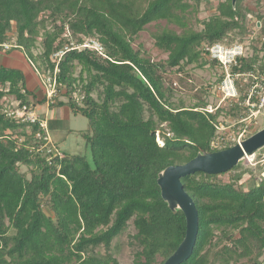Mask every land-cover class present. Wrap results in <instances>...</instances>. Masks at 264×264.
I'll return each instance as SVG.
<instances>
[{"label": "trees", "instance_id": "trees-1", "mask_svg": "<svg viewBox=\"0 0 264 264\" xmlns=\"http://www.w3.org/2000/svg\"><path fill=\"white\" fill-rule=\"evenodd\" d=\"M198 1L0 0V51L24 52L40 81L42 74L52 76L57 65L58 95L49 107L64 106L87 119L81 135L91 152L90 160L58 153L44 115L38 116L46 128L8 115L1 102L6 96L34 111L46 98L37 100L22 69L0 64V264H124L111 245L130 222L135 249L130 264H156L158 259L162 264L175 251L184 237L185 217L163 200L158 174L202 150L236 142L224 144L230 133L217 132L222 108L208 112L203 100L176 106L163 73L215 64L206 57V45L225 43L230 35L242 40L255 27L254 38L263 40L264 51L263 13L251 25L247 13L252 10L242 0L234 5L218 0L200 21L202 28L194 30L187 22ZM158 20L182 32L163 28L154 35L155 46L167 53L155 61L132 42ZM88 38L98 41L103 55L75 47ZM38 42L41 50L34 53ZM62 49L56 62L51 56ZM262 57L258 63V54L240 56L230 71L258 75L264 86ZM62 88L65 100L59 99ZM257 91L240 97L248 95L257 105ZM233 104L229 110L236 115L242 108ZM217 141L225 146L214 147ZM253 166L260 173L251 183V175L243 176L254 168L242 161L224 172L181 177L198 211V233L190 256L180 264H264V174L259 163ZM226 173L228 181L219 177Z\"/></svg>", "mask_w": 264, "mask_h": 264}, {"label": "rangeland", "instance_id": "rangeland-1", "mask_svg": "<svg viewBox=\"0 0 264 264\" xmlns=\"http://www.w3.org/2000/svg\"><path fill=\"white\" fill-rule=\"evenodd\" d=\"M191 3L193 1H190ZM218 0H199L196 8L188 16V27L194 30H200L202 28L201 20L207 18V16L215 10V6ZM242 5L246 8L252 10V12L247 13L249 24L255 20V15L257 13L264 14V0H242ZM252 20V21H251ZM163 28L174 30L178 33L182 32V29L175 25L169 24L165 20H158L147 24L142 31L139 32L138 36L133 40L132 47L138 50L142 56L149 58L150 60H164L167 58V53L159 50L154 42V35L160 32ZM257 33V27H255L253 33L246 35L239 40V36H228L225 38V44H241L244 48L245 56H251L252 54H258V63L263 60L262 41H257L254 36ZM263 39V38H262ZM86 40H96L95 38H88ZM254 47L257 49L255 50ZM41 50V46L38 42V47L33 50L34 53H38ZM3 54V55H2ZM209 61L212 59L206 56ZM0 64L8 66H22L27 67L33 65L29 63L28 56L20 51L16 50L11 54L4 55L0 51ZM35 71V69L33 68ZM36 72V71H35ZM79 72V68H76V74ZM222 79L217 81L219 76ZM164 85L170 89V99L176 106L190 107L200 101H205L207 105L205 108L207 110H216L219 107L222 110L217 118V132L220 134L230 133V136H235L238 134L239 130L245 129L243 136H250L254 132L260 130L264 126V106L258 108L256 102L250 101L247 95L244 99L245 93L251 95V92H256L259 99L264 96V86L260 83L261 77L256 75L252 77L250 74H239L233 73L232 75L226 74L223 71V67L215 62V64L208 63L203 67H197L195 64L184 65L182 69H177V67L167 70L163 73ZM233 82L235 88V96L230 100L227 97V92H230L229 81ZM239 86V88H238ZM231 87V86H230ZM64 88H62L59 99L65 100L63 96ZM4 108L13 107L17 101L13 96H6L1 99ZM237 103L239 108H242L240 112L236 115L230 113V107ZM258 104V103H257ZM36 114H43L46 108L43 104L37 103L35 108ZM52 109L50 114L47 112V117L50 116L52 120L51 126L47 128L48 137L55 143L56 150L58 153H71L85 155V157L90 160L91 152L88 145L81 135V132L85 131L87 128V119L81 114H73L66 111L64 108ZM228 110V111H227ZM52 113V115H51ZM38 114V115H39ZM49 114V115H48ZM246 138V137H245ZM155 139L158 143L161 142V136L156 135ZM258 157L264 156L260 151L256 153ZM248 164V168H251V164ZM250 166V167H249ZM253 170L248 171L249 173L244 174L243 180L249 178L248 183H251L254 176H259V170L252 165ZM21 170L25 171L26 167L21 166ZM261 171V168H260ZM220 175L224 181H228V175ZM134 233V228L131 222L128 224L127 228L123 230L117 237L114 238L111 245V252L117 258L120 263L130 264L133 259L134 246L130 244L129 235ZM98 252L104 253L102 247L97 248ZM160 259L157 260V263Z\"/></svg>", "mask_w": 264, "mask_h": 264}, {"label": "water", "instance_id": "water-1", "mask_svg": "<svg viewBox=\"0 0 264 264\" xmlns=\"http://www.w3.org/2000/svg\"><path fill=\"white\" fill-rule=\"evenodd\" d=\"M234 5L236 0H231ZM264 148V126L230 147L208 152L200 151L182 164L169 165L157 177L161 196L170 210L180 209L185 217V233L175 251L162 264H180L195 245L198 233V211L191 196L184 189L181 177L201 171L208 174L224 172L237 165L244 156H253Z\"/></svg>", "mask_w": 264, "mask_h": 264}, {"label": "built area", "instance_id": "built-area-1", "mask_svg": "<svg viewBox=\"0 0 264 264\" xmlns=\"http://www.w3.org/2000/svg\"><path fill=\"white\" fill-rule=\"evenodd\" d=\"M9 45L4 44V47L7 48ZM76 48H90L94 49L97 53L103 55V48L102 46L98 43L96 40H85L83 43L77 44L75 46ZM64 49H67V46H65ZM64 49L59 50L55 53L52 54V59L56 60V62L60 59L62 53L64 52ZM204 50L207 52V56L211 58L212 60L216 61L217 64H219L221 67H223V71L226 72L228 75H232L230 69L233 65H237L238 63V57L240 56H245L244 54V48L241 44H231V45H226L225 43H214L212 45H206L204 47ZM58 71L57 65L55 66V69L53 71V75H40L41 76V82L44 86V96L46 98V101L48 103H51L55 100V97L58 95V91L55 85V74ZM229 81V88L230 92H227V97L230 100L235 96V88L233 86V82ZM252 93V92H251ZM258 108H261L264 106V96L259 99V102L257 104ZM208 112H212L213 110H207ZM5 112L8 115H12L16 118H21L22 120L29 121V122H36L38 121L40 125L43 128H46V122L44 120H41L36 114V112L27 105L23 104L20 107L18 106V102L11 108H5ZM217 126V125H216ZM245 131L244 128L242 130H239L238 134L236 135L237 137L230 136L224 144L228 143L230 140L235 141L236 143H239L241 140L244 139L243 132ZM219 133V132H218ZM158 135V134H157ZM158 141V140H157ZM162 144V141L159 142ZM221 141H217L213 143L214 147H222L225 146L224 144L221 145ZM256 154L253 156H244V159L242 161H246V163H249L251 165H255L259 163V165L263 168V174H264V156H262L259 160H255Z\"/></svg>", "mask_w": 264, "mask_h": 264}, {"label": "crops", "instance_id": "crops-1", "mask_svg": "<svg viewBox=\"0 0 264 264\" xmlns=\"http://www.w3.org/2000/svg\"><path fill=\"white\" fill-rule=\"evenodd\" d=\"M14 51H16V50H14ZM14 51H11L10 53H7V54L4 53V52L3 53H4V55H8V54L13 53ZM5 66H8V65H5ZM12 67H19L20 69L23 70V72H24V74L26 76L27 87H28L29 90H31L35 94L37 100H41L42 98H44L45 94H44L43 85L41 84L39 76L37 75V73L33 70V68L30 65H28L25 68L22 67V66H12ZM41 104H43L45 106L46 111L43 114L42 113L41 114L38 113V114L39 115H44L46 117V119L48 120L49 126L51 125L52 120L53 119L55 120V118L51 119L50 116L47 117V112L50 114V112H52L51 110L54 109V108L56 109L55 112L58 110L57 108L66 109L64 106L50 108L49 107V103L46 100L44 101V103H41ZM35 108H36V106H35ZM66 111H68V110L66 109ZM51 115H52V113H51ZM49 140L53 143V141L51 139H49Z\"/></svg>", "mask_w": 264, "mask_h": 264}]
</instances>
